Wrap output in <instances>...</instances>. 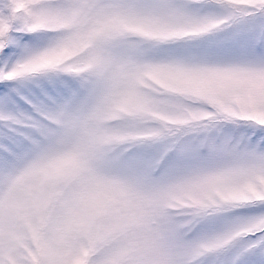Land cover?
Wrapping results in <instances>:
<instances>
[{"label": "snow or ice", "instance_id": "1", "mask_svg": "<svg viewBox=\"0 0 264 264\" xmlns=\"http://www.w3.org/2000/svg\"><path fill=\"white\" fill-rule=\"evenodd\" d=\"M0 264H264V0H0Z\"/></svg>", "mask_w": 264, "mask_h": 264}]
</instances>
